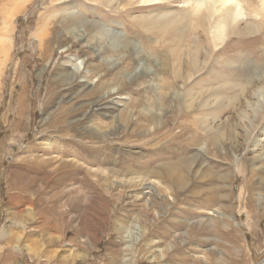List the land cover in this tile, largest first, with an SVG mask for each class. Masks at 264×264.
Returning <instances> with one entry per match:
<instances>
[{"label":"rangeland","instance_id":"374dc122","mask_svg":"<svg viewBox=\"0 0 264 264\" xmlns=\"http://www.w3.org/2000/svg\"><path fill=\"white\" fill-rule=\"evenodd\" d=\"M236 1L0 0V264H264V0Z\"/></svg>","mask_w":264,"mask_h":264},{"label":"bare ground","instance_id":"6f19581e","mask_svg":"<svg viewBox=\"0 0 264 264\" xmlns=\"http://www.w3.org/2000/svg\"><path fill=\"white\" fill-rule=\"evenodd\" d=\"M223 2H225V4L227 5V4H230V9H228L227 11L225 10V13H227V14H225V16H227V18H226V22H228V20H229V16H230V14L232 15V17L234 16H242V11H241V9L239 8V7H237L238 6V4H237V1L236 0H226V1H224L223 0ZM232 3H234V4H232ZM235 3H236V5H235ZM263 4V6H264V2L262 3ZM208 5V7L209 8H212L211 6V3L209 2V4H207ZM203 6L201 5V6H199V9H201ZM217 11V10H216ZM74 15V14H73ZM76 18H73V19H71V22H74V24L75 23H77L78 22V20L76 19ZM235 19H236V17H235ZM177 22H178V20H177ZM174 27V26H173ZM226 27H227V24H221V25H219L218 26V31H219V33L220 34H223V32L225 31V29H226ZM250 26H248L247 27V30H245V32H248V30H250ZM40 32V31H39ZM41 32H43V30L41 31ZM43 39V38H42ZM44 40V39H43ZM7 46L5 45V43H0V51H2V48H6ZM75 71L74 72H78V68L77 69H74ZM135 106V105H134ZM68 164H72V162H68ZM76 165V164H75ZM76 166H78V165H76ZM89 176V173H88V175L86 176L85 175V179L87 178Z\"/></svg>","mask_w":264,"mask_h":264}]
</instances>
